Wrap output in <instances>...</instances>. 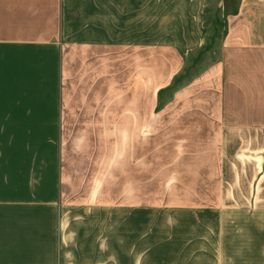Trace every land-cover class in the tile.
Returning <instances> with one entry per match:
<instances>
[{
    "label": "crops",
    "instance_id": "0c3cea01",
    "mask_svg": "<svg viewBox=\"0 0 264 264\" xmlns=\"http://www.w3.org/2000/svg\"><path fill=\"white\" fill-rule=\"evenodd\" d=\"M118 7L0 0V264H145L131 210L156 159L178 198L162 208L191 210L162 218V264H264V0H240L222 56L165 97L186 54L155 46L162 105L144 20Z\"/></svg>",
    "mask_w": 264,
    "mask_h": 264
},
{
    "label": "rangeland",
    "instance_id": "374dc122",
    "mask_svg": "<svg viewBox=\"0 0 264 264\" xmlns=\"http://www.w3.org/2000/svg\"><path fill=\"white\" fill-rule=\"evenodd\" d=\"M240 0H118L120 22L133 19L142 25L145 23L152 42V80L151 103L162 105V50L155 46L162 42H174L183 47L185 65L180 74L174 77L164 95L188 81L210 62L222 56V38L227 31V15L236 12ZM134 15V16H133ZM199 15L198 17H195ZM140 20V21H138ZM199 20V23L197 21ZM135 26L138 24H134ZM199 25L200 29L194 28ZM200 42V45H196ZM195 46L190 49V46ZM160 52V55H159ZM162 71V70H161ZM159 130L152 129V143L159 141ZM154 132V133H153ZM156 132V133H155ZM159 158L162 155H155ZM162 160H152L151 206L144 211L131 210V215L145 219V233L149 230L150 256L145 257V264H162V218L177 217L189 222L191 210L185 207L162 208L163 199L171 201L176 194H162ZM189 197L190 194H177ZM178 196V197H179ZM167 197V198H166ZM136 224V231L138 230ZM138 235V233L136 234ZM148 242V241H147ZM147 243L145 242V247Z\"/></svg>",
    "mask_w": 264,
    "mask_h": 264
}]
</instances>
